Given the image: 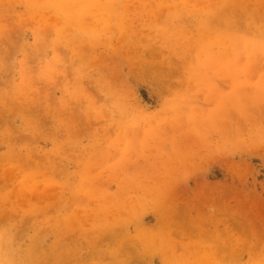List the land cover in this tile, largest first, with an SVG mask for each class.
<instances>
[{
    "label": "rangeland",
    "instance_id": "rangeland-1",
    "mask_svg": "<svg viewBox=\"0 0 264 264\" xmlns=\"http://www.w3.org/2000/svg\"><path fill=\"white\" fill-rule=\"evenodd\" d=\"M0 264H264V0H0Z\"/></svg>",
    "mask_w": 264,
    "mask_h": 264
}]
</instances>
